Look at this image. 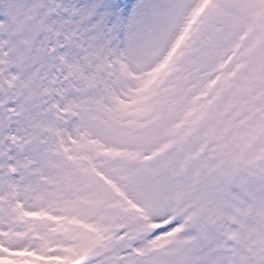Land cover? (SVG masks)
Masks as SVG:
<instances>
[{
    "label": "snow or ice",
    "instance_id": "snow-or-ice-1",
    "mask_svg": "<svg viewBox=\"0 0 264 264\" xmlns=\"http://www.w3.org/2000/svg\"><path fill=\"white\" fill-rule=\"evenodd\" d=\"M0 264H264V0H0Z\"/></svg>",
    "mask_w": 264,
    "mask_h": 264
}]
</instances>
